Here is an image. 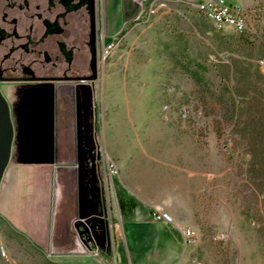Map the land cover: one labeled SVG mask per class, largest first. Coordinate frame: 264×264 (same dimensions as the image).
<instances>
[{"label": "rangeland", "instance_id": "rangeland-1", "mask_svg": "<svg viewBox=\"0 0 264 264\" xmlns=\"http://www.w3.org/2000/svg\"><path fill=\"white\" fill-rule=\"evenodd\" d=\"M136 1L144 12L106 39L101 0H95L97 78L81 82L92 93L99 186L107 159L118 168L109 201L104 186L100 190V217L112 228V242L121 218L118 199L127 195L140 199L151 217L171 214L168 225L184 235L192 229L194 245L186 247L184 236L191 258L264 264V0H228L249 14L251 28L243 33L217 29L198 10L200 0ZM74 3L76 11L62 13L51 36L39 37L42 28L35 26V38L27 39L22 24L3 27L11 34L0 46L5 66L57 74L69 55L71 74L92 75L89 5ZM17 83L0 87L9 105V92L21 89ZM11 116L14 122L12 110ZM76 228L94 258L116 264L111 241L102 249L80 233L83 225ZM0 245L6 249V255L0 249V264L69 263L1 224Z\"/></svg>", "mask_w": 264, "mask_h": 264}, {"label": "crops", "instance_id": "crops-1", "mask_svg": "<svg viewBox=\"0 0 264 264\" xmlns=\"http://www.w3.org/2000/svg\"><path fill=\"white\" fill-rule=\"evenodd\" d=\"M27 2L0 7V27L14 25L18 19L27 39L35 38L31 34L35 26L42 28L39 37L55 34L62 13H73L77 7L75 0ZM101 10L106 39L144 12L136 0H101ZM17 84L21 89L9 92L15 137L12 159L0 184L1 225L21 233L42 253L58 260L106 264L91 255L76 228L81 208L79 82ZM138 201L127 195L121 203L118 199L121 218L114 226L113 243L116 264H190L192 248L184 247L183 229L153 221L150 210ZM135 212L138 218L133 216Z\"/></svg>", "mask_w": 264, "mask_h": 264}, {"label": "water", "instance_id": "water-1", "mask_svg": "<svg viewBox=\"0 0 264 264\" xmlns=\"http://www.w3.org/2000/svg\"><path fill=\"white\" fill-rule=\"evenodd\" d=\"M89 4V11L91 16V32H90V50L92 54L91 58V70L92 75L86 77H72V78H62V79H72L80 81L95 80L97 78V68H98V57H97V24H96V3L95 0H86ZM54 78H40V77H31L30 80H50ZM6 80L0 75V81ZM80 101V93L78 94V103ZM86 136L85 139L90 138L89 136V123L86 120L85 124ZM78 129H79V138H80V147L82 146L81 136L84 133L82 116L79 114L78 120ZM15 137V128L11 116L10 105L0 90V184L2 182L4 173L12 159L13 153V143ZM79 166H80V218L76 224L79 228L81 225L85 227L84 230H81V234H86L89 232L87 224L93 222V228L98 226V229H95L91 233V238L99 243L102 249L106 247L107 243V230L105 220L98 216V204L94 207H91L90 203L96 199V196L93 199L89 198V184L95 185L96 183V174L94 172L95 167L93 166V181H88V170L86 169V156L85 151L80 149L79 156ZM97 188V187H95ZM82 219H86L84 222ZM90 233V232H89Z\"/></svg>", "mask_w": 264, "mask_h": 264}, {"label": "flooded vegetation", "instance_id": "flooded-vegetation-1", "mask_svg": "<svg viewBox=\"0 0 264 264\" xmlns=\"http://www.w3.org/2000/svg\"><path fill=\"white\" fill-rule=\"evenodd\" d=\"M19 1L22 2H26L25 4H28L27 0L23 1V0H0V7L2 5H5L6 7H11V6H20ZM88 3V2H87ZM96 3V2H95ZM19 4V5H18ZM89 5V4H88ZM19 20L17 19L15 24H18ZM9 37H11V34L9 32H6L2 27H0V46L1 44L9 39ZM64 56V62L63 64H66L67 67H63V71L61 73H57V74H50V73H44V74H40L36 68L33 67V65L30 66H25V67H21L20 68V72L17 73L14 68L5 66V61L4 59H6L7 57H3L0 60V75H2L3 78H5L6 80H2L0 81V87L3 85H7L9 82H36V81H52V80H72V79H62V78H72V77H79L77 75H73L71 74V65L73 64V59L67 58L68 55H63ZM65 68V69H64ZM92 72V71H91ZM40 77V78H54V79H50V80H30L31 77ZM82 77V76H80ZM86 77V76H85ZM72 81H78L79 84L77 86L78 88V93H77V103H78V94L80 93V101L78 103V120H79V114L82 116V122H83V129H84V133L81 136V141H82V146L80 149L85 151V156H86V169L88 170V181H93L94 177H93V166L95 167V174H96V165L95 163V157L93 155L94 153V135L92 132V125H91V113H92V93L90 91L89 85L87 83H81L82 81L80 80H72ZM11 107V106H10ZM86 120H88L89 123V136L90 138L85 139L86 136ZM98 176L96 175V183L95 185H91L89 184V198L93 199L96 196V199H94L90 205L91 207H94L96 204H98V216H101L100 214V198H101V191L99 188V183H98ZM97 187V188H95ZM94 205V206H93ZM1 224V223H0ZM87 228L89 230V232L87 233V235H89V237L91 236V233H93L95 231V229H98V226H95V228H93V222L87 224Z\"/></svg>", "mask_w": 264, "mask_h": 264}, {"label": "built area", "instance_id": "built-area-1", "mask_svg": "<svg viewBox=\"0 0 264 264\" xmlns=\"http://www.w3.org/2000/svg\"><path fill=\"white\" fill-rule=\"evenodd\" d=\"M197 6H205V13H202L207 19H209L213 25L217 29H223L226 26H231L234 28L235 31L243 33L248 31L251 28L249 14L244 10L243 7L229 2L228 0H200L197 3ZM153 6L150 7V11H153ZM111 48V45L109 46ZM106 52H109V49H106ZM261 64L264 65V61H261ZM99 160L98 162H100ZM107 165L103 167V171H101L100 183L99 186L100 190L103 192V187L105 190V197L109 201V192L110 187L114 186V177L118 175V168L114 161L107 159ZM96 169L98 171V163L96 164ZM100 170V169H99ZM99 179V178H98ZM102 214V213H101ZM152 220L153 221H163L167 224H174V219L171 214L168 212L162 211H154L152 213ZM107 233L109 234L110 238L107 241L108 243L113 240L112 228L106 227ZM108 230H111L109 233ZM185 243L186 247H190L194 245L196 242L195 232L188 228L185 230ZM113 242L111 243V245ZM0 249L6 255V249L3 245H0ZM190 264H204V262L196 257L190 259Z\"/></svg>", "mask_w": 264, "mask_h": 264}, {"label": "bare ground", "instance_id": "bare-ground-1", "mask_svg": "<svg viewBox=\"0 0 264 264\" xmlns=\"http://www.w3.org/2000/svg\"><path fill=\"white\" fill-rule=\"evenodd\" d=\"M197 8L201 13H205V6H197Z\"/></svg>", "mask_w": 264, "mask_h": 264}, {"label": "trees", "instance_id": "trees-1", "mask_svg": "<svg viewBox=\"0 0 264 264\" xmlns=\"http://www.w3.org/2000/svg\"><path fill=\"white\" fill-rule=\"evenodd\" d=\"M17 234L23 236L21 233L16 232ZM24 237V236H23ZM59 264H71V263H59Z\"/></svg>", "mask_w": 264, "mask_h": 264}]
</instances>
